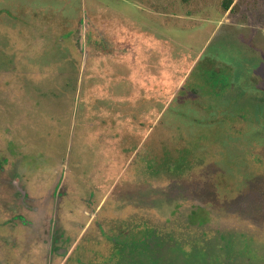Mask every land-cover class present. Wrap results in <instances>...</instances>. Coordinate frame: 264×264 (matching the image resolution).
Listing matches in <instances>:
<instances>
[{
    "label": "rangeland",
    "instance_id": "1",
    "mask_svg": "<svg viewBox=\"0 0 264 264\" xmlns=\"http://www.w3.org/2000/svg\"><path fill=\"white\" fill-rule=\"evenodd\" d=\"M0 264H264V0H0Z\"/></svg>",
    "mask_w": 264,
    "mask_h": 264
},
{
    "label": "trees",
    "instance_id": "2",
    "mask_svg": "<svg viewBox=\"0 0 264 264\" xmlns=\"http://www.w3.org/2000/svg\"><path fill=\"white\" fill-rule=\"evenodd\" d=\"M186 1H187V0H186ZM231 6H232V2H231L230 4H227V5H226L225 10H226V11H229ZM255 133H256V131H255V129L252 127L251 130L248 132L249 137L251 138V140H252L253 138H255ZM250 145H252V144H250ZM261 145H262V144H261ZM245 162H246V161H242L241 164L243 165V164H245ZM242 165H240V166L242 167ZM246 165H247V164H246ZM212 166H214V167L216 168V165H215V164H212ZM241 167H239V168H241ZM217 170H218V169H217ZM245 181H248V182L251 183V182H252V179L250 178V176H246ZM207 188H208V187H207Z\"/></svg>",
    "mask_w": 264,
    "mask_h": 264
}]
</instances>
